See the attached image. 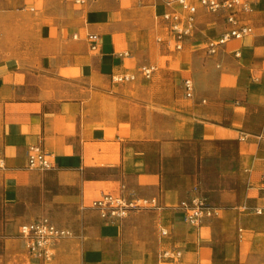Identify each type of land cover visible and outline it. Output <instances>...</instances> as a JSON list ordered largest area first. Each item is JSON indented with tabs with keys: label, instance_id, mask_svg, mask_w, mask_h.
Here are the masks:
<instances>
[{
	"label": "crops",
	"instance_id": "obj_1",
	"mask_svg": "<svg viewBox=\"0 0 264 264\" xmlns=\"http://www.w3.org/2000/svg\"><path fill=\"white\" fill-rule=\"evenodd\" d=\"M62 2L0 0V264H160L169 249L182 252L176 264H264V214L254 212L264 208V0L240 15L253 33L212 57L204 45L226 31L223 14L200 9L176 50L164 15L182 9L168 0H94L73 20ZM40 4L43 15L22 16ZM145 9L155 13L154 39L136 31ZM90 34L100 36L97 50ZM182 52L200 53L201 67L171 68ZM145 65L157 67L149 80ZM122 75L136 79L114 81ZM31 146L53 168L28 169ZM195 191L221 212L197 228L177 208ZM108 192L157 198L164 209L105 221L86 205ZM44 216L59 226L71 216L78 235L48 259L19 237L22 223Z\"/></svg>",
	"mask_w": 264,
	"mask_h": 264
},
{
	"label": "built area",
	"instance_id": "obj_2",
	"mask_svg": "<svg viewBox=\"0 0 264 264\" xmlns=\"http://www.w3.org/2000/svg\"><path fill=\"white\" fill-rule=\"evenodd\" d=\"M94 0H74L80 7H85ZM169 5L177 4L182 12L173 11L164 15L169 24L173 36V44L176 50L183 48L186 38L192 36L197 29V15L200 9L210 14H223L227 29L217 38L207 40L204 51L207 56H215L220 49L232 41H241L253 33V27L249 23L240 20L241 14L253 11L249 0H168ZM74 38H76L74 36ZM87 40L91 43L92 50H97L100 45V36L90 34ZM237 56L239 54L237 53ZM157 67L154 65L141 66L140 74L149 80L153 77ZM119 83L131 82L136 79L135 75H122L113 78ZM185 96L192 98L194 94L193 80H184ZM27 167L30 170L46 171L53 168V162L46 152L39 146H31L27 152ZM0 168H4V159L0 155ZM262 185L260 191L264 196V174L261 175ZM97 212L105 221L121 222L135 212L162 211L164 207L157 198H145L134 193L128 195L123 193L108 192L93 200L89 206ZM177 208L184 215V222L192 227H200L205 220L219 216L218 211L210 205L208 199L194 192L192 196L183 200ZM249 209L245 208V211ZM256 215L264 214V208H256ZM162 236H168L166 229L161 230ZM74 232L68 228L59 226L50 217H41L20 225L19 237L24 247L32 256L48 259L52 257L58 243L73 238ZM182 258V252L175 249L165 250L161 253L160 264H176Z\"/></svg>",
	"mask_w": 264,
	"mask_h": 264
},
{
	"label": "rangeland",
	"instance_id": "obj_3",
	"mask_svg": "<svg viewBox=\"0 0 264 264\" xmlns=\"http://www.w3.org/2000/svg\"><path fill=\"white\" fill-rule=\"evenodd\" d=\"M61 1H63L62 4H61L62 6H64V5L67 6V8H66V12H67V17L66 18H67V20H73L74 19L73 18L74 17V10L75 9L76 10H80L82 8H80L79 6H73L72 3H71V0L70 1L69 0H61ZM31 7L32 6H30L26 11L21 12V14H22L23 17H27V18L30 17L31 18V17L35 16L37 18V17H40L41 15H43V13L45 11H47V9H45L44 7H42V5L39 6L38 9H36L35 11H32L31 10ZM145 10H146L145 11V15L142 14L144 17H141V19L138 20V24L136 26L137 27L136 28V31H138V32L148 31V32H150V35H151L149 38L150 39L151 38L154 39L156 35L158 36V33L157 32L160 31L159 30V27L155 23V21H156L154 19L155 18V13L153 11H152V13H149V10L148 9H145ZM136 12H137V10H136ZM54 19H55L54 17H51L50 16V18H46V19L44 18L43 21H45V22H47L49 24H53ZM21 36H24V35H21ZM23 42H24V40H23ZM153 43H155V41ZM0 54H1L0 55V58H2L3 56H6L8 54V51H6L5 53H2V50H0ZM174 55H177L176 56L177 62L171 68H187V67L200 68L201 65L203 64V61H204V59H203V57H202V55L200 53H197V54H194V55L192 54L193 58H190V59H188V57H189L190 54H188V56L185 57L184 59H179L181 56L187 55V53L184 54L182 52L181 54H174ZM174 58H175V56L174 57L171 56V57H167L166 59L172 61ZM187 76H189V75H187ZM147 83H149V82H147ZM229 150L232 151L233 148L232 149L229 148ZM101 174H106V173L101 171ZM110 189H111V187L109 186L105 190H110ZM202 195L206 197V194L205 193H202ZM208 202L210 203V205H212L211 204V201L209 199H208ZM88 206H89V203H87L86 209L89 210V211H93L92 209L88 208ZM218 213H219V215L221 214V212H219V211H218ZM5 215H6L5 214V206H4V204L2 202V199H1V177H0V224H3V222L5 221V219H6V216ZM36 218H38V217H36ZM55 222L58 223L56 220H55ZM73 222H74L73 221V218L71 216H67L61 222V226L67 227L71 231H73L74 232V235H75V238H76V237H78L77 232H76V228H77L76 225H75V228H74V225H71V227H70V225H68V223H73ZM58 224L60 225V222Z\"/></svg>",
	"mask_w": 264,
	"mask_h": 264
}]
</instances>
